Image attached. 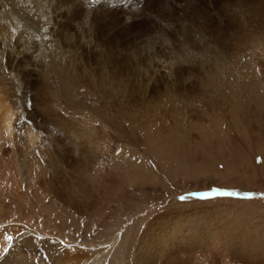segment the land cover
<instances>
[{
    "label": "rangeland",
    "instance_id": "1",
    "mask_svg": "<svg viewBox=\"0 0 264 264\" xmlns=\"http://www.w3.org/2000/svg\"><path fill=\"white\" fill-rule=\"evenodd\" d=\"M261 5L264 0H77L83 7L77 9L65 0H0V114L15 109L19 134L13 145L2 144L0 157L7 169L9 159L13 165L14 150L26 143L21 126H32L40 137L27 151L37 157L35 179L66 198H46L26 171L1 172L0 199L4 190L15 198L0 214V236L19 229L47 238L53 253L57 247L75 252L71 258L83 264L93 258L135 264L138 255V264H149L142 259L153 249L170 238L176 248L180 234L194 228L197 238L215 237V250L207 260L194 254L193 264H264ZM142 11L167 17L169 44L151 41L159 25L142 20ZM83 12L85 26L94 17L87 31L71 18ZM7 15L14 21L7 23ZM52 62L67 71L56 72ZM111 85H123L119 107ZM56 117H64L69 134L53 127ZM83 122L87 129L97 124L99 138L77 139ZM60 167L66 177L58 176ZM216 189L236 195L178 199ZM243 237L261 242L259 257L237 246ZM53 253L41 249L39 263L55 264Z\"/></svg>",
    "mask_w": 264,
    "mask_h": 264
},
{
    "label": "bare ground",
    "instance_id": "2",
    "mask_svg": "<svg viewBox=\"0 0 264 264\" xmlns=\"http://www.w3.org/2000/svg\"><path fill=\"white\" fill-rule=\"evenodd\" d=\"M17 1H19V0H17ZM261 6H264V5H261ZM14 14H16V13H14ZM258 14L260 16H262V18L264 19V7H261V10ZM14 17H15V15H7L6 16L7 23H11L12 21H14L13 20ZM49 67H52L56 72L67 71V68L65 66H61V65L54 63V62L50 63ZM111 86H114V85H111ZM122 86H121V89L117 85L112 87V89L109 87V89L113 93L112 94L113 105L116 104L117 107H119L124 100V98L119 97V95L121 94V92L124 89ZM92 88H91V90H92ZM258 91H259L258 88H254V92L258 93ZM250 93L252 96V94H253V88L252 87L250 89ZM104 96H105V94H104ZM40 99H41V102L44 104L43 106L50 107V99H45L44 102H43V97H41ZM48 101H49V103H48ZM3 105H4V102L2 100H0V107ZM121 108H119V109H121ZM124 110H125V108H124ZM52 113L54 115L60 114L57 110H54V112L52 111ZM15 119H16L15 109L7 108L6 110L3 111V113L0 114V148H1L2 144H4L7 141L10 142V139H12L14 137V135L18 134L17 131H15L16 127L14 126ZM63 119H64V117H60V118L56 117L53 120V123H54L53 127L54 128H60V130L65 128L66 132L69 134V130H70L69 125L65 124ZM72 124L74 126H76V124H74V123H72ZM21 127L23 128L21 131L24 133V136L26 138V140H25L26 143L24 142L25 145L21 151L18 149L14 150L15 155H14V157L11 156V158L15 159V162L13 165H10V163H11L10 160H12V159H9L7 161L9 163L8 169H7V165L6 166L4 165L6 163H3L4 159H1L2 157H0V168L2 169V171H0V173L2 172L3 174H5L6 171L10 172V171L14 170L15 173L23 174L26 171L28 177L34 181V179L36 177L35 171H36V165H37V157H30L29 152H27V151H31L34 147H36L39 144L40 137H39V135H37L34 132V129L32 126L22 125ZM61 127H63V128L61 129ZM96 127L98 129L99 126H97V124H93V126H91L90 128L88 127V129H87V127L85 126V124L83 122V125L79 126V130L76 129V138L79 140H82V138H85L88 141H89V137H88L89 135H94L95 137L99 138L98 137L99 132L94 131V130H96ZM73 131H74V129H73ZM66 132H64V133L66 134ZM16 140H17V138H16ZM10 143L13 145L12 142H10ZM57 174H58V176L66 177V172H65V170H63L62 167H60L57 170ZM35 180H36V182L34 183V185L36 184V187H34V188H36V190L40 189L42 191V193H44V196H46V198L48 197V198H51V200H53V198L55 197L56 200L59 202H63L64 200H66V198H64L62 195L54 194L51 191L52 189L44 187V185H42L40 183V181H38L37 179H35ZM34 185H32V186H34ZM4 192H5L4 194L1 193L2 197L0 199V209L2 210V212L0 211V214L2 213L1 215H4L3 212H4L5 208H7L8 206L11 205V204L7 205L6 201L15 198L10 191L4 190ZM37 193L36 194L39 195V191H37ZM15 196L16 197L21 196V192L19 190L16 191ZM25 197L27 199L30 198L29 196H25ZM25 204H27V203H25ZM59 206H61V205H59ZM64 206H65V204H64ZM42 209H45V208H42ZM39 216L40 215L38 212L37 217H39ZM19 217H22V216L19 215ZM38 219L39 218H37L36 220H38ZM18 220L20 221L21 219H18ZM14 226H15V224H14ZM19 226H21V225H19ZM1 227H4V226L2 225ZM17 233L19 235V233H20L19 229H17L15 231L16 236H15V234L13 235L15 237L13 246L9 249V251L6 254L3 252V248H8V242L6 240L7 236H0V264H40L39 263L40 261L38 260V253L40 252V250L47 248V252L53 253L52 249L56 248V245H54L51 241H48L47 238L39 237V236H36V237L35 236H27V234H22V235L17 236ZM194 233L198 234L200 232H198V230L196 231L193 228V230L189 229V231L180 234V236L182 237V240L177 242V245L175 246L176 248L169 247L170 245H174V243H176V241L174 239L170 238V241H165L164 244H160L162 248H157L156 251H154V249H153L149 254L146 255L145 258L142 259V261L146 262L149 260V264H152V263L156 264V262H160L159 261L160 259L165 260V258H166L167 261L165 260V264H185V263L186 264H193L192 260H194V254H198L201 252H203L205 254L204 257H206V255H207V257H206V260H207L208 257L210 256L208 252H210L211 250H215V245H214V243H212L213 240L215 239V237L211 236V235L210 236H203L202 235L203 237L197 238L194 236ZM9 234H11V233H9ZM5 235H7V234H5ZM252 239L250 241H247V239L243 237V240L242 241L240 240L242 243L239 242V245H237V246H239L242 250L246 249L247 251H252L254 253L257 252L255 254H252V259H255L256 257L260 256L259 255L260 253L258 251L262 250L263 246L261 245L260 241L258 242V240L254 241V239L253 240ZM165 240H167V238H165ZM57 250H59V252L56 254L53 253L52 258H51V260H53V258H54L55 264H83V261L80 260L81 258L76 259V258H78V256H76V258L74 256L75 259H73V257L71 258V256H73V254L75 252L72 253V255L69 254L71 256H68V253H69L68 251H65V252L63 251L64 253L60 252V249L58 247H57ZM75 251L77 253V250H75ZM168 251H170L169 254H168ZM63 255H64V257L66 256V258L68 257L66 259V261L63 260ZM150 258H152V259L150 260ZM140 259H141V256L138 255L136 257L135 264H138L137 262ZM155 260H157V261H155ZM87 264H100V263L97 261V259L93 258ZM143 264H145V263H143ZM207 264H210V263H207Z\"/></svg>",
    "mask_w": 264,
    "mask_h": 264
},
{
    "label": "snow or ice",
    "instance_id": "3",
    "mask_svg": "<svg viewBox=\"0 0 264 264\" xmlns=\"http://www.w3.org/2000/svg\"><path fill=\"white\" fill-rule=\"evenodd\" d=\"M82 3V0H81ZM65 4H71L74 7H77V0H65ZM78 8H83L82 6L77 7ZM140 16L142 17V20H147L150 22V24H155V25H159L158 29H157V33L155 36H153L151 38V41L153 43H163V44H169L170 42L167 40L166 36H165V31L168 30L169 28L172 27V25L170 23H165L164 20L167 19V17H165L164 19L159 18L158 16H149L147 14L146 11H142L140 13ZM73 20H78L81 24L82 27H85V30H89L92 28L93 23H94V17H91L88 21L87 26H85V19H84V12L79 14V15H72L71 17ZM136 20H132V21H128L126 20V23L129 24H133ZM215 192L219 195V196H224V197H232L235 196L236 193L234 192H228V191H222L219 189H216ZM247 195V194H246ZM192 197H195L199 200H209V199H213L215 198L211 192H200V193H190L186 196H180L178 197L179 200L181 201H186ZM6 240L8 242V248H3V252L6 254L9 249L13 246L15 237L12 235H8L6 237Z\"/></svg>",
    "mask_w": 264,
    "mask_h": 264
}]
</instances>
